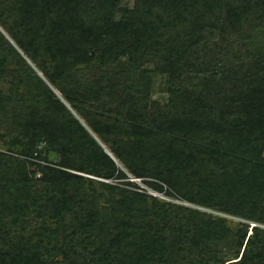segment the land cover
I'll list each match as a JSON object with an SVG mask.
<instances>
[{"label":"trees","instance_id":"trees-1","mask_svg":"<svg viewBox=\"0 0 264 264\" xmlns=\"http://www.w3.org/2000/svg\"><path fill=\"white\" fill-rule=\"evenodd\" d=\"M0 264H264V0H0Z\"/></svg>","mask_w":264,"mask_h":264},{"label":"rangeland","instance_id":"rangeland-1","mask_svg":"<svg viewBox=\"0 0 264 264\" xmlns=\"http://www.w3.org/2000/svg\"><path fill=\"white\" fill-rule=\"evenodd\" d=\"M126 4H128L127 1H126ZM155 66H156V64L154 62H151V63L149 62L148 64H146L144 66V71H146V73L151 77L150 96H149L148 104L145 107V115L147 117H150L153 119L158 118L160 111H161L162 102L167 97V94H166V89H167L166 74L163 72H159V71L154 70ZM200 79L201 78L199 75L196 76V75L190 74V73H183L180 77L181 83L187 88V90L199 87ZM2 81L3 80H1V86L3 87L5 84ZM37 148H41V145L37 146ZM45 155L51 162L57 163L60 160L61 151L47 152ZM154 163L155 162H152L151 164L154 165ZM118 167L124 173L123 177L112 176V177L107 178V179L100 178L99 180L107 182L109 184L116 185V186L124 188V189L134 191V192L146 194L148 196V197H146V200L148 203L151 201L150 197H152V198L154 197V198H156L160 201H163V202H168V203H171L174 205L175 204L176 205H182V206H186V207H189L192 209H197L199 211H203V212L211 214L213 216L216 215V216H222V217L233 219V220H238V218L232 217V216H230L224 212H221V211L218 212V211H215V210H212L209 208L201 207L199 205H196V204L190 203L184 199H181L180 197L176 196L173 191H170L169 188L166 186V184L163 181H161L160 179L156 178L153 175L152 176H144V177H134V176L130 175L129 172L127 170H125L123 167H121L120 165H118ZM165 168L166 167H163V169H165ZM149 170L151 171V169H149ZM81 174H83L84 176L92 178L88 174H84V173H81ZM35 176H37V174H35ZM143 181H151V182L158 183L162 186V190H156L154 188H150V187L146 186V184ZM164 189L170 191L171 192L170 195L165 193L163 191ZM98 191H99V189H98ZM111 194H112V192H111ZM113 194H115V193H113ZM29 220L31 221V219H29ZM30 224L28 225V227H30ZM248 232H249V228L247 230V233ZM223 251L226 252L228 257H232L231 256L232 248H228V246L226 248L223 247Z\"/></svg>","mask_w":264,"mask_h":264}]
</instances>
